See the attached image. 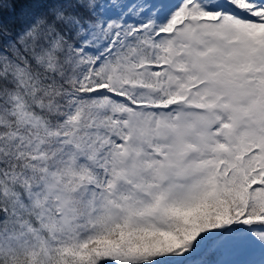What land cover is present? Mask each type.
Returning a JSON list of instances; mask_svg holds the SVG:
<instances>
[{
    "label": "snow or ice",
    "instance_id": "snow-or-ice-1",
    "mask_svg": "<svg viewBox=\"0 0 264 264\" xmlns=\"http://www.w3.org/2000/svg\"><path fill=\"white\" fill-rule=\"evenodd\" d=\"M0 264H264V0H0Z\"/></svg>",
    "mask_w": 264,
    "mask_h": 264
}]
</instances>
